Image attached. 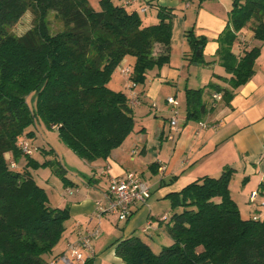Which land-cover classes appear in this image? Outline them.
I'll use <instances>...</instances> for the list:
<instances>
[{
  "label": "trees",
  "instance_id": "1",
  "mask_svg": "<svg viewBox=\"0 0 264 264\" xmlns=\"http://www.w3.org/2000/svg\"><path fill=\"white\" fill-rule=\"evenodd\" d=\"M98 4L97 10L91 0H0V264H49L46 255L62 238L70 217L68 206L49 205L45 189L32 176L30 168L40 165L34 151L27 155L18 147L33 133L26 128L40 118L56 127L81 159H106L135 125L129 95L107 86L111 74L132 57L129 78L140 85L148 70L170 61L172 9L159 6L158 22L145 26L138 10L114 0ZM27 11L33 14L32 27L14 34L13 26ZM50 13L62 24L56 32L49 26ZM245 27L264 41V0H232L215 53L226 72L216 77L227 86L186 87L187 119H202L213 107V93L229 105L254 75L260 47L239 55L233 51ZM184 35L189 62H201L206 38L193 29ZM29 94L34 109L27 103ZM6 153L25 163L11 168ZM41 165L67 180L59 161ZM234 171L226 167L218 177H199L165 196L173 210L181 211H174L166 224L172 243L159 253L131 235L115 241V255L122 264H264V218L241 216L229 188Z\"/></svg>",
  "mask_w": 264,
  "mask_h": 264
},
{
  "label": "crops",
  "instance_id": "2",
  "mask_svg": "<svg viewBox=\"0 0 264 264\" xmlns=\"http://www.w3.org/2000/svg\"><path fill=\"white\" fill-rule=\"evenodd\" d=\"M182 1L139 0L134 4L136 9L133 10H138L145 26L158 22L159 6L173 10L170 61L158 69L154 77L146 78L144 84L133 88L129 84L126 85L129 96L131 91L139 95V103L133 104L134 129L106 159L88 162V183L84 193L69 201V206L67 205L70 217L65 222L62 238L52 252L46 255L49 264H64L58 257L66 250L68 242L76 238V228H99L100 220L109 215L95 217V203L103 198L110 180L126 172H135L140 179L147 182L150 189L157 187L158 197L167 201L165 196L170 192L180 191L188 183L205 175L218 177L224 168L232 167L235 171L229 188L241 216L248 212L247 218H264L261 198L258 197L255 202L249 200L251 192L264 182V41L256 40L248 27L238 33L239 40L233 45V51L237 55L253 46L260 47V54L254 64V75L237 89L229 105L218 99L213 101L212 109L202 119H187L185 97L182 103L178 95L183 81L184 90L191 83L204 86L209 82H217L227 86L226 82L216 77L226 76V72L216 59L215 53L218 48L217 37L227 25L228 12L231 9L226 2L227 10L222 12V0H195V10H190L192 5L187 0L186 9L181 16H177L175 9ZM114 2L122 4V0ZM149 2H153V5ZM144 5H147V10L141 12L140 8ZM190 29H193L196 36L206 38L201 50V62H189L190 46L184 33ZM173 42L177 43L175 49L172 47ZM158 50L159 47H156V52ZM173 51L175 61L172 59ZM126 60L127 58H124L122 63H126ZM200 65L204 66L202 73L198 70ZM172 88L173 96L178 98L176 105L167 102V98L172 95L167 94V89L171 92ZM157 101H163L165 106L167 104L170 107L169 123L161 125V122L156 120L159 112H154L155 120L150 123L149 131L147 126L138 125L137 122H149L152 116L151 107H157ZM173 117H177L180 128L172 140L169 134L170 119ZM5 157L12 160L11 153H6ZM233 184L238 189L235 195L232 191ZM247 202L252 205L249 209ZM155 203L147 201L146 204L137 206L132 216L125 221L123 232L116 240L137 235L150 246V242L142 238L140 233L149 234L152 229L154 232L162 230L167 234L160 223L155 227V218L158 217L160 222L168 220L166 213L155 212ZM164 215L165 220L162 219ZM100 236L101 229L99 236L95 238L96 241L93 240L95 246ZM114 248L103 253H99L97 248L95 257L87 264H122L121 259L115 255Z\"/></svg>",
  "mask_w": 264,
  "mask_h": 264
},
{
  "label": "rangeland",
  "instance_id": "3",
  "mask_svg": "<svg viewBox=\"0 0 264 264\" xmlns=\"http://www.w3.org/2000/svg\"><path fill=\"white\" fill-rule=\"evenodd\" d=\"M186 1L187 0H183L181 4L175 9L176 13L178 14L177 16H181L183 11L186 9L185 7ZM222 1H223L222 12L227 10L226 2L228 3L229 8L231 9L232 0H222ZM196 2L197 1L195 0H188V3L192 5L190 10H195L194 4ZM91 3L97 10L100 8L98 4V0H91ZM126 7L129 11L136 9V6H134V4L126 5ZM141 16H148V14H141ZM228 16H229V12H228ZM48 19H49V26L52 32H56L62 28V24L56 18H54L53 13H50V15L48 16ZM32 25H33V14L30 11H27L21 17V19L13 26L12 32L16 35H22L25 31H27L30 27H32ZM172 28H173V25H172ZM176 45L177 43L173 42L172 47H174L175 49ZM175 57H176L175 52L173 51L172 52L173 61H175ZM122 64L123 63L121 62V64L111 74V77H110V80L107 86L114 91H121L127 94L126 85L129 84L131 86L132 82L129 78V75L123 74L121 72V69L126 68V67H129L132 69L133 64H134V59L132 57H127L126 63H124L123 65ZM161 68L155 67L153 69L148 70L146 73V78L148 79L149 77H154L158 69H161ZM198 68H200L198 70H200V72L202 73L204 66L200 65V67ZM163 71H165V69L162 70V72ZM201 73L199 77H201ZM183 85H184V81L182 82V88L179 89L178 91V95L182 103H184V97H185V91H184ZM201 86H203V84H192L191 83L189 85V87L191 88H198ZM169 88L171 87L169 86ZM167 91H168L167 94H172L171 97L177 104L178 98L173 96L174 88H172L171 92H169V89H167ZM159 101H157L158 103L157 107H154V106L151 107L152 116L150 117L149 122L148 123L147 122L146 123L137 122L138 125L142 124V125L147 126L148 130L150 131L151 130L150 123L153 122V120H155V118L153 117L154 112H159L157 114L158 116L156 120L160 121L161 125L164 123L168 125L169 117L171 115L170 107L167 104L165 106V102L163 101L159 102ZM27 103L31 109L35 108V99L33 98V94H29V96H27ZM162 103L163 105H161ZM131 105L133 106V103H131ZM147 109L149 111V107H147ZM26 131L33 132L32 135L30 136L26 135L24 139L25 141H27L28 144H30L31 147H34L33 157L40 164V165H37L36 167L30 168L32 176L34 177L37 184L45 189L50 206L52 207H65L67 205L69 206V203H70L69 201L74 200L79 195H81V193H84L85 185H87L88 183L87 182L88 181V171H87L88 162L78 157L74 153V151L71 150L60 139L56 127L48 126L40 118H38L37 120H35L34 123L29 125L26 128ZM46 161H52L55 163L56 161H59L64 166V168L67 170L66 171L67 180L63 179L60 175L55 173L53 169L51 168V166L41 165L42 163ZM19 162H20L19 163V166H20L25 163V159L22 158V160L20 159ZM151 191H152V194H151V197L148 199V202L149 201L156 202L154 204L155 212H157L158 214L166 213L167 219H168L165 222H160L158 221L159 219L158 217L155 218L154 219V222L156 223L155 227H158L157 225L160 223L163 229L165 230V226L170 221V218L172 214L174 213V211L179 212L181 211V209L179 208L177 210H173L171 208L169 199L167 201H163L162 198H159L158 197L159 194L157 193V187H153ZM232 191L234 195L238 191V189L235 187V184H233ZM247 205H248L247 209L251 208L252 206L248 202H247ZM247 213L248 212L243 213L244 218L248 217ZM99 224H100L99 229H101V236H100V239L97 241V245L96 246L94 245L95 252L97 248H98L99 253L109 252L110 250H113L115 246L114 243L116 241V238L119 237L120 233L123 232L122 227L125 226V220H119L117 216L110 214L109 216L103 217L100 220ZM92 229H95V227ZM140 234L142 238L144 237L146 240L150 242L151 249L154 251V253H159L163 247L168 246L172 243V239L169 237V235L166 234L165 231H162V230L158 232H154L151 229L149 234H145V233H140Z\"/></svg>",
  "mask_w": 264,
  "mask_h": 264
},
{
  "label": "built area",
  "instance_id": "4",
  "mask_svg": "<svg viewBox=\"0 0 264 264\" xmlns=\"http://www.w3.org/2000/svg\"><path fill=\"white\" fill-rule=\"evenodd\" d=\"M139 0H122L124 5H131L138 3ZM188 5V4H187ZM147 10V5L140 8L141 12ZM125 75L131 74V68L126 67L121 69ZM134 83L130 86L133 88ZM130 102L133 104L139 103V95L135 92H130ZM213 99H221V95L213 93ZM169 104L176 105L172 97L167 98ZM171 133L170 139H174L179 132V123L177 117L170 119ZM18 147L24 154L31 155L34 148L22 140L18 143ZM10 167L15 168L17 164L10 161ZM151 196V189L145 181L140 179L135 172H126L122 176L114 177L110 180L107 190L103 193V198L96 201L94 215L101 218L104 215H115L119 220H128L135 208L139 205L147 203ZM260 197V205L264 206V182H262L256 190L252 191L249 197L251 202H255ZM166 216L162 217L165 220ZM253 218H260L253 216ZM149 226V224H148ZM100 234V229L95 228L92 230L76 228V238L68 242L66 250L58 257L64 264H87L95 257V249L93 240Z\"/></svg>",
  "mask_w": 264,
  "mask_h": 264
},
{
  "label": "water",
  "instance_id": "5",
  "mask_svg": "<svg viewBox=\"0 0 264 264\" xmlns=\"http://www.w3.org/2000/svg\"><path fill=\"white\" fill-rule=\"evenodd\" d=\"M199 54H200V49L197 50V55H199Z\"/></svg>",
  "mask_w": 264,
  "mask_h": 264
}]
</instances>
